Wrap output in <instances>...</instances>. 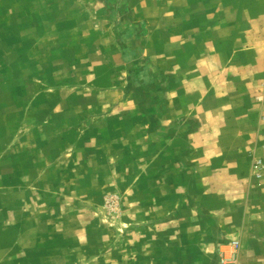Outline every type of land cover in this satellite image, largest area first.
<instances>
[{
  "label": "rangeland",
  "instance_id": "1",
  "mask_svg": "<svg viewBox=\"0 0 264 264\" xmlns=\"http://www.w3.org/2000/svg\"><path fill=\"white\" fill-rule=\"evenodd\" d=\"M165 5L264 35V0H0V264H217L239 239L143 168L173 84L144 40Z\"/></svg>",
  "mask_w": 264,
  "mask_h": 264
},
{
  "label": "crops",
  "instance_id": "2",
  "mask_svg": "<svg viewBox=\"0 0 264 264\" xmlns=\"http://www.w3.org/2000/svg\"><path fill=\"white\" fill-rule=\"evenodd\" d=\"M159 10L145 22L146 53L161 58L173 84L157 119L143 116L142 149L158 160L147 158L143 168L156 166L164 199L177 211L184 199L195 202L193 215L213 233L238 237L239 264H264V177L251 176L254 156L264 160V35L254 41L258 35L241 24L203 25L192 8L188 18H172L166 5Z\"/></svg>",
  "mask_w": 264,
  "mask_h": 264
},
{
  "label": "built area",
  "instance_id": "3",
  "mask_svg": "<svg viewBox=\"0 0 264 264\" xmlns=\"http://www.w3.org/2000/svg\"><path fill=\"white\" fill-rule=\"evenodd\" d=\"M262 99V96L258 98ZM251 176L257 180L264 177V160L259 156H254ZM241 250L240 239H232L228 243L219 245L218 247V262L217 264H236Z\"/></svg>",
  "mask_w": 264,
  "mask_h": 264
}]
</instances>
